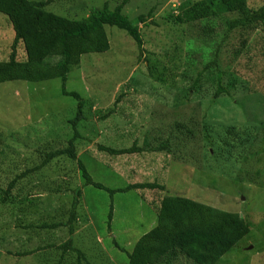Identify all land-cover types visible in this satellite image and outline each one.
Wrapping results in <instances>:
<instances>
[{"label": "rangeland", "instance_id": "374dc122", "mask_svg": "<svg viewBox=\"0 0 264 264\" xmlns=\"http://www.w3.org/2000/svg\"><path fill=\"white\" fill-rule=\"evenodd\" d=\"M104 1L113 9L122 0H60L54 2L49 9L58 15L71 17L80 9L76 8L77 5L85 7L89 12L90 7L99 9ZM182 1L187 0H131L125 6L123 13L131 21L154 8L149 21H154L159 26H139L147 43V52L143 53L139 63L138 50L128 37L124 38L125 33L116 28L105 27L109 51L81 57L78 68L68 74L66 90L75 92L88 101L83 109L86 122H81L77 127L85 139H82L78 159L92 180L107 189L156 181L166 187L169 195L240 215L250 223V232L216 264H264V152H260L264 149V33L257 27L237 28L228 32L218 63L221 71L225 72L222 84L229 90L231 97L224 102H209L217 81L216 75L209 72L198 93L185 99L190 84L184 81L194 78L189 71L201 69L212 57L206 50V57L199 53L201 49H207L201 40L202 29L208 26V22L212 24L217 42L224 36L226 28L222 19L203 20L205 18L200 12L189 7L196 20H199L185 22L182 26L169 30L168 22L163 17L168 16L170 9L175 17L178 16L175 10ZM195 1L199 0H190L191 3ZM262 4L264 0L247 2L251 9H257ZM237 17V14L224 16L226 19ZM5 21L6 18L0 15V58H6L13 40L10 27L9 33L4 27ZM145 58H148L147 62ZM148 65L156 72H165V80L150 81L147 69H144ZM184 72L187 74L183 76ZM187 77L190 78L184 80ZM119 95L125 96L118 112L111 116L112 105ZM201 101L207 102L203 107L213 111L212 117L215 114L220 116L217 121H202L195 113L200 110L195 105H201ZM76 106L75 100L61 95L59 79L38 84H1L0 173L1 168L7 171L9 165L25 167V163L31 162L25 157L28 151L42 149V146H45L44 150L51 151L52 143L59 142L55 137L56 131L60 132L58 137L65 134L70 136L72 127L63 122L74 117ZM164 113L166 114L162 117ZM159 120H163L165 125L163 139L170 130L182 136V142L169 159H164L159 164H154L156 159L148 156L116 159L97 150L98 145L129 148L134 138L141 145L145 131L153 128V122ZM177 123L184 126L185 136L181 134L182 130L179 129L180 133L175 128ZM203 123L212 125L210 135L217 137L216 140H211L213 146L207 142ZM230 127H234V133L238 132L243 137L247 134L254 136L257 139L254 146L242 145L228 151L224 144L228 141L231 143L229 135H234L233 132L226 133ZM188 130L192 131L194 137L189 138ZM175 136H172L171 145L178 141L179 137ZM69 167L65 166L63 173ZM69 172L56 177L57 185L60 184L63 188L68 186V192L53 196L44 189L33 190L36 197L34 201L39 203L33 202L35 206L23 205L20 208L26 212H40L39 220L44 218L48 223L54 220L66 222L74 197L72 190L79 188L81 197L75 208L77 223L74 235L81 239L86 231V237L90 239L93 233V246L89 247L79 240L75 242V248L82 249L91 264H109L102 256L99 257V249L112 264H126L121 250L128 252L133 242L155 225L154 212L135 191L116 193L111 198L107 193L91 186L83 187L76 165L71 166ZM37 183L39 188L46 186ZM42 190L47 192L46 195L36 196V191L41 193ZM110 205L113 206V219L111 228L108 229ZM16 212L0 205V220L5 222L4 225L0 224V231L7 227L13 230L11 226L15 227L17 223ZM17 234L18 236L14 235V246H8L12 252L26 249L25 242L30 236L38 238L18 229ZM55 234L58 240H66V230L61 229ZM44 236L49 239L54 235ZM52 250L40 257L39 264H58L60 254L50 253ZM23 259L27 263L30 261L31 264H36V258L31 256ZM23 259L18 260L22 263ZM72 260L65 259L63 264H74L77 257L73 256ZM13 261L14 258L0 255V264H11ZM176 264L191 263H186L180 257Z\"/></svg>", "mask_w": 264, "mask_h": 264}, {"label": "trees", "instance_id": "16d2710c", "mask_svg": "<svg viewBox=\"0 0 264 264\" xmlns=\"http://www.w3.org/2000/svg\"><path fill=\"white\" fill-rule=\"evenodd\" d=\"M57 1L60 0H0V15L7 20L4 22V27L6 29L10 27L13 34V40L9 45L6 58L3 54L1 55L3 58H0V85L10 82L38 84L59 79L61 81V95L72 98L77 105L74 117L62 121L63 124L72 127L70 136L67 137L69 134H65L63 137H58L60 132L56 131L55 137L59 142L52 143L51 151L44 150L45 146H42L44 149H33L25 153V157L31 161V164L25 163L23 168H20V166L18 168L15 166L10 167L9 165L7 171L1 168L0 205L17 211V223L16 228L13 225L11 226L13 230L7 227L0 231V249L2 250H0V255L14 258L15 262L13 261L11 264H31L30 261L27 263L23 259L24 257L30 258V256L33 259L36 258L35 263L39 264L40 257L44 256L46 251L53 249L50 253L60 254L58 264H63L65 259L72 260L73 256L77 257V262L74 260V264H91L84 251L75 248V242L77 243L79 240L89 245V247L93 246V233H91L90 239L86 237V235L88 236L86 231H84L86 235L83 234L84 238L79 239V236L74 235L77 223L75 208L78 206L81 197L79 188L72 190L74 197L66 222L54 220L48 223L47 220H43L44 218L39 220L38 214L40 212L31 213V211L26 212L20 208L23 205L35 206L39 203L34 201L36 197L33 195V190L44 189L48 191L49 195L53 196L68 192L70 190L68 186L63 188L60 184L57 185L56 177L63 173L65 166L76 165L83 187L91 186L107 193L111 198L116 193L124 194L135 191L149 209L154 212L155 225L136 239L128 252L121 250L126 259V264H176L180 257H183L186 263L191 264H216L249 234L250 223L243 217L206 206L191 199L169 195L166 187L156 181L137 182L128 184L124 188L107 189L92 180L85 166L78 159L82 141L85 139L77 127L86 120L83 109L88 101L83 100L79 94L66 90L68 74L78 68L81 57L100 55L109 51L110 45L105 27L116 28L125 33L126 37L124 38H129L138 50L137 61L139 63L143 53L147 52L145 48L147 43L143 39V32L139 26L159 27L156 22L149 21L154 8L131 21L123 13L125 6L131 0H122L113 9H110L108 3L104 1L99 9L90 7L89 12L84 9L85 7L77 5L76 8L80 9L76 11V15L66 17L49 9ZM182 2L175 10V12H178V16L175 17L170 9L168 16L163 17L168 22L169 30H173V27H180L185 22L199 20H196L192 9L200 12L202 17L205 18L203 20L222 19L226 28L224 36L217 42L214 39L215 34L212 24L208 22L209 27L204 26L202 29L201 40L207 49H201L199 53L204 54V57H206L205 54L208 51L212 54V57L207 63L203 64L201 69L189 71L194 78L191 81H184V83L190 84L184 98L188 99L192 94H197L206 74L213 72L217 81L209 102L213 103L217 100L224 102L231 97V94L222 84L225 72L221 71L218 63L222 44L228 32L233 29H255L257 27L264 33V4L257 9H251L247 5L248 0H199L194 3L187 0ZM189 7L192 9H188ZM86 13H89V15L87 16ZM226 14H237L238 17L226 19L224 18ZM7 31L9 33V29ZM144 69H147L146 74L150 81L165 80V77H163L165 72H156L149 65ZM186 74L187 72H184L183 76ZM189 78L187 77L184 80ZM124 96L119 95L114 101L113 109L110 111L111 116L118 112ZM185 103L188 105L187 102ZM205 104L207 102L204 101H201L199 106L196 103V108L200 110L195 111V113L202 121H217L220 116L215 114V117H212L213 111L204 108ZM162 122L163 120L153 122L156 129L153 127L145 131V135L141 139V145L139 140L134 138L129 148L118 149L98 145L97 150L108 157L116 159L117 157L136 159L148 156L156 159L154 164H159L160 161L169 159V156L182 142H180L182 136H178L171 130L166 134L167 137L163 139L165 125ZM203 125H205L203 131L207 142L210 143V146H213L211 140H216L217 137L210 135L212 125H206V123H203ZM175 128L178 131L179 129L182 130V133L179 132L185 136L183 133L184 126L177 123ZM228 132L234 134L229 135L231 143L228 141L227 144H224L228 151L242 145L253 147L257 140L254 136H248L249 134L244 137L241 134L239 135L238 132H235V134L234 127L228 128L226 133ZM187 133L189 138L194 137L191 130H188ZM172 136L179 137L174 145L170 144ZM207 152L211 153L210 151ZM260 152H264V149H261ZM69 168L67 172L63 173L64 175L70 173ZM161 170L164 171V169ZM37 182L42 186H46L39 188ZM44 182L46 184H43ZM36 193H38L36 196H41L46 195L47 192L42 190L41 193L38 191ZM33 202H35L34 205ZM112 219L113 206L110 205L107 220L108 229L111 228ZM0 224L4 225V220H0ZM17 229L24 231L25 234H34L38 237L30 236L25 242L27 248L18 253L12 252L8 247L9 245L14 246V235L18 236ZM61 229L66 230V240L64 242L55 237V232H59ZM52 234L54 236L49 239L44 236ZM58 244L60 245L58 246ZM99 253V257L102 256L109 264H112L109 259L102 255V250L99 249ZM18 259H23V262L21 263Z\"/></svg>", "mask_w": 264, "mask_h": 264}, {"label": "clouds", "instance_id": "9594fccd", "mask_svg": "<svg viewBox=\"0 0 264 264\" xmlns=\"http://www.w3.org/2000/svg\"><path fill=\"white\" fill-rule=\"evenodd\" d=\"M18 253V252H17Z\"/></svg>", "mask_w": 264, "mask_h": 264}]
</instances>
